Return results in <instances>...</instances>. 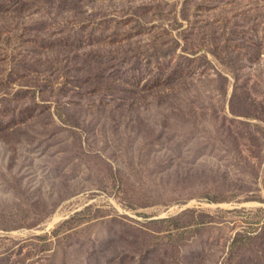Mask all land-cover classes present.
I'll use <instances>...</instances> for the list:
<instances>
[{
	"label": "rangeland",
	"instance_id": "rangeland-1",
	"mask_svg": "<svg viewBox=\"0 0 264 264\" xmlns=\"http://www.w3.org/2000/svg\"><path fill=\"white\" fill-rule=\"evenodd\" d=\"M0 264H264V0H0Z\"/></svg>",
	"mask_w": 264,
	"mask_h": 264
},
{
	"label": "bare ground",
	"instance_id": "bare-ground-1",
	"mask_svg": "<svg viewBox=\"0 0 264 264\" xmlns=\"http://www.w3.org/2000/svg\"><path fill=\"white\" fill-rule=\"evenodd\" d=\"M58 218H56L52 223H54Z\"/></svg>",
	"mask_w": 264,
	"mask_h": 264
}]
</instances>
